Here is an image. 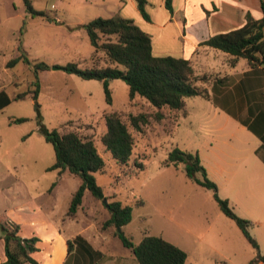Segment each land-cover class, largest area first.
Masks as SVG:
<instances>
[{"label": "rangeland", "instance_id": "rangeland-1", "mask_svg": "<svg viewBox=\"0 0 264 264\" xmlns=\"http://www.w3.org/2000/svg\"><path fill=\"white\" fill-rule=\"evenodd\" d=\"M30 1L52 19L33 16L26 0H0V90L12 97L33 92L37 81L34 64L43 61L49 65L38 73L37 99L29 93L0 111V213L7 215L5 210H9L8 216L25 231L53 218L66 234H77L87 224L95 233L110 216L104 200L87 190L75 220L70 217L72 197L82 178L69 170L49 169L56 157L53 144L40 130L44 126L93 139L106 162L101 172L94 173L97 183L107 201L132 206V220L123 230L136 244L146 233L161 235L187 252L185 264H248L257 256L236 222L222 212L214 191L189 178L184 163H168L170 152L178 147L199 153L219 195L229 200L239 216L251 221L250 233L264 253V163L254 152L256 135L227 113H215L212 101L201 96L187 98L188 117L164 107V116L158 119L156 109L146 99H130L129 85L123 78L110 80L113 101L108 103L102 81L68 73L64 66H92L95 48L80 26L96 17H113L120 0ZM146 5L156 20L147 22L139 11L141 24L145 28L151 25L156 38L155 30L163 17H159V0ZM127 12L132 13L129 4ZM135 22L139 25L140 21ZM169 33L179 41L177 32ZM170 47L179 52L177 46ZM173 51L165 54L174 55ZM13 59L18 60L10 65ZM96 60L101 66L109 63L103 52L96 54ZM246 67L247 60L241 58L235 71ZM207 74L208 81L200 83L212 92L214 80L222 75ZM261 80L255 95L263 105ZM110 112L121 115L135 139L127 164L118 163L102 142L104 115ZM139 113H147L149 121L137 130L130 115ZM16 118L25 120L16 122ZM242 118L251 120L249 115Z\"/></svg>", "mask_w": 264, "mask_h": 264}, {"label": "trees", "instance_id": "trees-1", "mask_svg": "<svg viewBox=\"0 0 264 264\" xmlns=\"http://www.w3.org/2000/svg\"><path fill=\"white\" fill-rule=\"evenodd\" d=\"M136 2L140 13L150 21L151 17L146 9L147 0H136ZM260 2L263 12L261 18H255L249 12L241 27L213 35L203 41L201 45L217 48L226 53L227 63L231 67L236 66L241 58H245L250 67L261 66L264 69V0H260ZM26 4L28 11L33 16L38 15L52 19L45 12L36 10L30 0H26ZM165 4L172 12L173 0H166ZM80 27L87 31L90 42L95 48L91 57L92 66L81 68L76 63H69L64 66V69L68 73L76 74L84 79L102 81L108 103L113 101L110 80L115 78H124L129 85L130 99L132 100L136 96L146 99L156 109L155 116L158 119L164 116L162 113L164 107L176 111L181 117L188 116L190 111L187 107V98L201 96L233 115L262 140L257 153L264 162V106L252 120L237 116L218 97V84L212 86V92L202 84L209 79L207 73L197 75L190 59L172 55H155L151 35L131 18L120 15L108 18L100 16ZM98 52L105 54L109 62L106 66L98 65L96 60ZM17 60L13 59L10 65H14ZM26 62L31 63L29 60ZM48 68L49 65L43 61L34 64L37 81L33 92H22L12 97L5 89H1L0 111L10 105L13 100L23 99L29 93H32L33 98L37 99L40 87L38 73ZM217 80L215 79L214 83ZM104 117L106 132L102 137V142L118 163L127 164L133 153L134 136L127 122L118 112L106 113ZM24 120V118L14 119L16 122ZM130 120L131 124L140 130L142 125L148 123L149 115L147 113L131 114ZM40 130L46 140L53 144L55 150V163L49 169L69 170L82 178V184L72 197L69 215L77 213L87 190L96 199H107L103 187L97 183L94 175L95 172H101L104 169L106 162L93 139L83 137L76 131L62 133L58 129L49 130L44 126H41ZM168 161L175 165L184 163L185 172L189 178L214 191V197L222 212L236 222L243 235L257 250L256 258L248 264L264 263V253L261 252L258 241L250 233L251 221L239 216L230 206L229 200L219 195L217 184L209 177L199 153L175 147L170 152ZM198 173L201 174V177L197 176ZM107 204L110 216L104 221L102 228L114 227L115 235L121 239L124 246L132 249L139 264H185L187 252L161 235L146 233L142 240L136 244L123 230V227L132 220V206L124 205L119 200L107 201ZM118 228L121 230L119 231ZM0 231L5 243L7 264H23L25 262L41 264L34 257V254L39 251L37 244L42 240L41 237L37 235L23 236L21 225L1 213ZM77 238L81 237L78 236L75 239ZM68 246L69 249L72 248V240L68 241Z\"/></svg>", "mask_w": 264, "mask_h": 264}, {"label": "crops", "instance_id": "crops-1", "mask_svg": "<svg viewBox=\"0 0 264 264\" xmlns=\"http://www.w3.org/2000/svg\"><path fill=\"white\" fill-rule=\"evenodd\" d=\"M165 1L159 0L161 7L159 17H163L159 18V24L155 30L156 38L152 34L151 25L145 28L141 24L143 22H141L142 19L138 13L136 0H120L119 9L114 16L120 15L134 21H140L138 22L139 26L152 37L155 55H171L165 54L173 51L168 48L171 49L170 45L175 48L177 46L179 52L173 51L175 54L172 56L190 59L197 75L221 73L222 76H218L217 82L213 83V85L218 84V97L237 116L249 115L251 120L256 118L264 106V97L263 105H261L258 102V94L255 95L258 79H263L261 81L262 86H264V72L261 71L263 68L261 66L252 68L248 64V67L239 73L235 71L236 66H228L227 70L225 68L227 66V54L217 48L201 45V43L213 35L241 27L249 12L255 18H261L263 12L260 0H173L172 12L166 7ZM151 2L152 0H148L147 4ZM127 4L131 7L132 13L127 12ZM150 15L155 21L154 14L151 12ZM152 20L146 21L154 23ZM169 32H177L179 41L176 40V35ZM219 57H223V60ZM247 73L250 75L246 77ZM213 105L215 113L223 111L235 118L220 106H216L214 103ZM241 125L242 128L249 130L245 125ZM256 137L258 141L254 147V152L258 154L257 149L261 146L262 140L257 135ZM7 211L9 210H5L8 216L9 212ZM75 216L70 217L75 220ZM104 221L99 224L100 227L96 228L95 233L90 232L91 224H87L77 234H66L61 225L53 218L47 219L44 223L33 226L31 230L27 229L26 231L23 225L19 224L23 236L37 235L41 237L42 240L37 244L39 251L34 254V257L41 264H139L132 249L127 250L124 249L125 247H121L124 244L115 235L114 227L102 229ZM78 236L81 238L75 239ZM69 240H72L71 249L68 246ZM6 261L5 243L0 231V264H7ZM23 264L32 263L25 262Z\"/></svg>", "mask_w": 264, "mask_h": 264}, {"label": "water", "instance_id": "water-1", "mask_svg": "<svg viewBox=\"0 0 264 264\" xmlns=\"http://www.w3.org/2000/svg\"><path fill=\"white\" fill-rule=\"evenodd\" d=\"M124 79V78H123ZM104 200V202L107 204V199L106 198H104L103 199ZM108 205V204H107ZM118 230L120 231L121 230V228H118Z\"/></svg>", "mask_w": 264, "mask_h": 264}]
</instances>
